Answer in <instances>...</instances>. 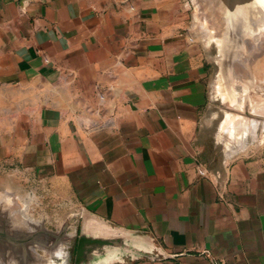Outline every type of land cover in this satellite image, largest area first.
I'll use <instances>...</instances> for the list:
<instances>
[{"label":"crops","instance_id":"0c3cea01","mask_svg":"<svg viewBox=\"0 0 264 264\" xmlns=\"http://www.w3.org/2000/svg\"><path fill=\"white\" fill-rule=\"evenodd\" d=\"M184 15L177 0H0V160L117 236L82 237L75 264H264V151L202 158Z\"/></svg>","mask_w":264,"mask_h":264},{"label":"rangeland","instance_id":"374dc122","mask_svg":"<svg viewBox=\"0 0 264 264\" xmlns=\"http://www.w3.org/2000/svg\"><path fill=\"white\" fill-rule=\"evenodd\" d=\"M232 1V14L224 20L210 0H177L185 14L178 36L193 47L205 71L208 105L200 144L202 158L214 167L264 151V79L255 71L260 69L258 59H264L260 58L264 55V0ZM237 125L246 131L238 135L239 146L228 151L225 146L231 143L225 138L233 139L231 131ZM9 207L29 224L15 230ZM93 220L77 203L54 198L32 167L21 165L15 157L0 160V264H22L21 256L28 253L25 256L30 263L46 264L56 260L54 247L68 242L67 264H75L81 237L117 239L114 231H87ZM20 233L35 234L39 242L23 243L21 250L12 240H25ZM88 248L96 250L95 254L105 249ZM32 253L36 261L31 259Z\"/></svg>","mask_w":264,"mask_h":264},{"label":"bare ground","instance_id":"6f19581e","mask_svg":"<svg viewBox=\"0 0 264 264\" xmlns=\"http://www.w3.org/2000/svg\"><path fill=\"white\" fill-rule=\"evenodd\" d=\"M234 1L232 0H210L209 4L212 5L216 10H218L217 12H220L222 15H223V19L226 20V18L232 14L230 8L233 7V4ZM238 2H236L235 4H237ZM229 5V6H227ZM211 6V8H213ZM242 6H244V3L242 4ZM219 7V8H218ZM229 7V8H228ZM210 8V7H209ZM213 10V9H211ZM227 10L230 12V13H227ZM228 15V16H227ZM216 17V16H215ZM248 49V48H247ZM249 50V49H248ZM250 53V52H249ZM262 53V52H261ZM264 57V55H262L260 58ZM258 58V57H257ZM264 60V59H263ZM262 59H258L259 63H256V65L260 68L259 70H255L257 72L256 75H259L262 80L264 79V62H263ZM262 61V62H261ZM256 66V68L258 69V67ZM263 72V73H261ZM261 74V75H260ZM260 79V78H259ZM261 80V79H260ZM258 84V83H257ZM261 84V83H260ZM262 92V91H261ZM264 94V93H263ZM226 130V129H225ZM236 134V133H235ZM234 134V135H235ZM240 134V133H239ZM236 137V135H235ZM235 140V139H234ZM233 141V140H232ZM19 196V195H18ZM9 198V197H8ZM15 199H13L14 201ZM18 205V204H17ZM16 205V207H17ZM19 206V205H18ZM9 209V215L11 216L10 218V224H12L14 227V229L16 228L17 230L18 229H21L23 226L25 227L27 224H29V222L27 223V220H24L22 218V216L17 213L18 211H14L12 210L11 211V207L8 208ZM7 210V209H6ZM12 212V214H11ZM22 219V220H21ZM95 223V222H94ZM101 225V224H99ZM15 229V230H16ZM21 231V230H19ZM23 234V233H22ZM35 241H38L39 240L37 238L34 239V242ZM69 242L68 244L64 245V244H60L57 246L56 250L54 251V254H53V258L56 259L55 261L53 260H47V263L46 264H67L68 263V260H69V254L65 251V248H69ZM52 257V256H51ZM38 258V257H37ZM25 260V259H24Z\"/></svg>","mask_w":264,"mask_h":264},{"label":"water","instance_id":"95a60500","mask_svg":"<svg viewBox=\"0 0 264 264\" xmlns=\"http://www.w3.org/2000/svg\"><path fill=\"white\" fill-rule=\"evenodd\" d=\"M20 234H22V233H20ZM23 235H24V238H25V240H23L24 244L30 243V242H34V239L36 237V235L32 234V233H26V234L23 233ZM84 241L85 240L82 237L78 241L77 252H76V256H77L78 259H79L80 255H81V252H82L81 250L83 248L82 245H83ZM78 259L76 260V262L78 261Z\"/></svg>","mask_w":264,"mask_h":264},{"label":"flooded vegetation","instance_id":"af4514ba","mask_svg":"<svg viewBox=\"0 0 264 264\" xmlns=\"http://www.w3.org/2000/svg\"><path fill=\"white\" fill-rule=\"evenodd\" d=\"M4 235V234H3ZM49 236V235H48ZM14 242H17V244H15V246L17 247L18 246V248H21V250H23L24 248H23V245H25V244H23V240L21 241V240H17V239H12ZM49 239H46V240H44L43 242H44V244L46 243V241H48ZM23 244V245H22ZM42 246V245H41ZM30 249V248H29ZM28 252V251H27ZM33 254V257H31V259H33L34 261H36L35 260V255H34V253H32ZM31 254V255H32ZM26 254H23V256H21V259H20V261L22 262V264H32L33 262H29V261H27V259H26V256L28 257V255H29V253L25 256ZM24 258H25V260H24Z\"/></svg>","mask_w":264,"mask_h":264},{"label":"built area","instance_id":"2783aa9c","mask_svg":"<svg viewBox=\"0 0 264 264\" xmlns=\"http://www.w3.org/2000/svg\"><path fill=\"white\" fill-rule=\"evenodd\" d=\"M201 174H203V173L201 172Z\"/></svg>","mask_w":264,"mask_h":264}]
</instances>
